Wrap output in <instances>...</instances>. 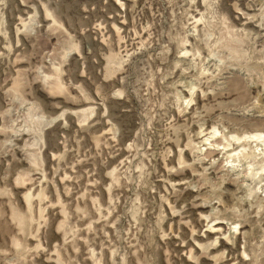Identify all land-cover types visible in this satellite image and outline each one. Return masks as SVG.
Returning <instances> with one entry per match:
<instances>
[{
  "label": "rangeland",
  "instance_id": "1",
  "mask_svg": "<svg viewBox=\"0 0 264 264\" xmlns=\"http://www.w3.org/2000/svg\"><path fill=\"white\" fill-rule=\"evenodd\" d=\"M213 127L264 131V0H0V264H264Z\"/></svg>",
  "mask_w": 264,
  "mask_h": 264
},
{
  "label": "bare ground",
  "instance_id": "2",
  "mask_svg": "<svg viewBox=\"0 0 264 264\" xmlns=\"http://www.w3.org/2000/svg\"><path fill=\"white\" fill-rule=\"evenodd\" d=\"M188 99L191 100L192 98H188ZM218 132L219 129L213 127L212 130L207 132L205 135L203 134L204 137L201 140L202 146L200 145L198 146L199 148L198 151L201 152L204 149H208V150L212 149L214 151L222 152L223 154L226 155L225 157L226 163L231 168H233V166L234 167L237 166L238 162H240L242 158L246 160L249 157L255 158L256 156H259L261 161H264V131L253 130V131H246L244 133L242 132V134H237L235 132H232L229 136L225 135L226 137H224V140H226V142L223 141L220 143L217 142L218 145L215 146L216 143H214L213 140L218 136ZM207 145L210 146L212 145V146L209 148L208 147L204 148L202 150V147ZM261 167L262 166L260 165V169H263ZM255 173L256 172H254V174ZM250 174L252 175V173Z\"/></svg>",
  "mask_w": 264,
  "mask_h": 264
}]
</instances>
